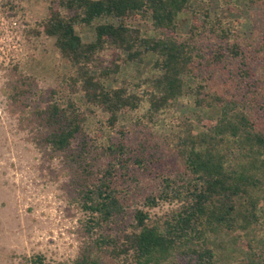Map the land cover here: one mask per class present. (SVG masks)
<instances>
[{"label": "trees", "instance_id": "16d2710c", "mask_svg": "<svg viewBox=\"0 0 264 264\" xmlns=\"http://www.w3.org/2000/svg\"><path fill=\"white\" fill-rule=\"evenodd\" d=\"M21 1L8 0V6ZM247 7L251 32L240 39L208 11L192 12L188 33L176 35L175 20L190 10V0L49 1L46 17L31 32L39 34L41 27L54 37L73 68L71 89L100 106L107 125L120 134L103 149L107 164L95 168L85 115L73 103L36 111L47 130L44 142L77 159L87 229L98 233L72 264H220L216 252L229 243L245 251L240 264H264V0H248ZM142 18L156 35L142 36L128 24ZM95 21L94 39L83 41L76 26ZM108 49L116 52L104 64ZM146 53L154 56L153 71L135 85L139 94L127 82L107 85L121 64L139 63ZM185 95L206 116L168 120L164 148L151 145L144 134L152 136L158 117ZM122 113L134 115L137 149L117 131ZM161 149L173 159L164 164L170 170L154 190L140 193L137 174L160 162ZM129 179L136 189L128 188ZM160 204L172 206L151 214ZM30 261L44 264L40 255Z\"/></svg>", "mask_w": 264, "mask_h": 264}, {"label": "rangeland", "instance_id": "374dc122", "mask_svg": "<svg viewBox=\"0 0 264 264\" xmlns=\"http://www.w3.org/2000/svg\"><path fill=\"white\" fill-rule=\"evenodd\" d=\"M49 1L22 0L21 6L17 3L11 9L8 0H0V264H32L30 259L39 255L44 264H72L98 234L87 229L88 213L81 207L77 193L83 175L77 159L54 151L44 142L47 130L39 123L36 111L51 103L59 107L73 103L85 115L84 129L93 150L92 157H88L95 168L107 164L109 158L103 149L120 135L107 125L108 114L100 106L89 103L78 87L71 89L73 68L59 54L54 37L46 35L41 27L39 34L31 32L46 17ZM247 6L248 0H190V10L175 20V34L188 33L192 12L208 11L229 23L234 35L244 39L251 32V10ZM98 21L76 26L83 41L94 39ZM128 24L137 27L142 36L156 35L149 19ZM115 52H103V63L107 64ZM153 59L152 54L146 53L139 63L121 64L107 85L120 87L127 82L139 94L135 85L151 75ZM190 82L186 77V83ZM206 112L194 105L192 95H185L158 117L152 136L148 131L144 135L151 145L159 143L164 148L168 120L194 118L197 113L205 117ZM134 120L133 113H122L116 128L125 132L127 143L137 149L139 130ZM161 151L159 163H152L149 170L141 169L137 174L140 193L154 190L157 178L170 170V165L164 164L173 159L166 150ZM147 152L153 149L148 148ZM127 183L128 188L136 189L135 182L129 179ZM171 206L160 204L151 214H162ZM216 257L220 264H240L245 251L241 244L229 243L216 252Z\"/></svg>", "mask_w": 264, "mask_h": 264}]
</instances>
